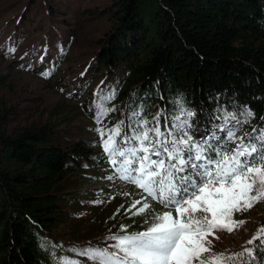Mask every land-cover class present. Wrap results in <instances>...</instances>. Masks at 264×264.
<instances>
[{
    "label": "rangeland",
    "instance_id": "obj_1",
    "mask_svg": "<svg viewBox=\"0 0 264 264\" xmlns=\"http://www.w3.org/2000/svg\"><path fill=\"white\" fill-rule=\"evenodd\" d=\"M112 3L0 0V130L15 134L29 125L51 124L60 138H82L92 161H106L100 159L97 171L81 176V183L86 177L88 182L75 194L84 207L75 215L78 231L112 196L125 192L134 213L166 219L175 229L148 264L235 262L264 233V165L259 162L264 155L253 154L246 140L254 133L227 121L205 132L186 125L176 150L159 128L138 141H124L132 123L142 127L141 105L125 100L124 64L109 74L93 61L97 40L110 25ZM73 226L52 233L64 239ZM99 243L76 242L62 255L73 264L112 250ZM128 263L110 255L95 264Z\"/></svg>",
    "mask_w": 264,
    "mask_h": 264
},
{
    "label": "trees",
    "instance_id": "obj_2",
    "mask_svg": "<svg viewBox=\"0 0 264 264\" xmlns=\"http://www.w3.org/2000/svg\"><path fill=\"white\" fill-rule=\"evenodd\" d=\"M112 5L93 61L109 74L124 64L125 100L141 105L142 127L132 123L124 141L159 128L176 150L186 125L205 132L233 121L254 133L246 139L251 152L264 155V0H113ZM90 152L82 138H60L51 124L15 134L0 130V264H72L62 254L89 240L112 250L73 264L101 263L110 255L148 264L163 252L162 240L175 229L166 219L134 213L125 192L97 210L85 230H77L75 215L84 207L75 194L88 182L86 177L81 183V176L97 171L100 159L106 162L92 161ZM259 162L264 165V158ZM65 224L74 226L64 239L56 237L52 231ZM261 236L228 264H264Z\"/></svg>",
    "mask_w": 264,
    "mask_h": 264
}]
</instances>
